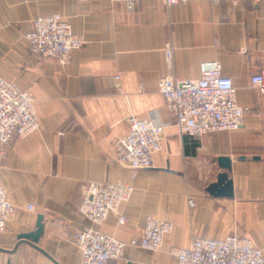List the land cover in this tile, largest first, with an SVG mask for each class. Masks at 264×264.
Here are the masks:
<instances>
[{
    "label": "crops",
    "instance_id": "crops-1",
    "mask_svg": "<svg viewBox=\"0 0 264 264\" xmlns=\"http://www.w3.org/2000/svg\"><path fill=\"white\" fill-rule=\"evenodd\" d=\"M52 14L65 17L85 43L67 66L32 54L25 39L37 17ZM207 61L220 62L237 88L243 126L200 139L182 136L160 86L167 77L198 80ZM262 69L264 0L237 7L143 0L132 10L115 0H0V77L33 95L40 124L39 131L15 138L0 158V176L16 208L0 233V264H80L77 232L93 228L128 242L140 237L148 218L174 226L161 250L128 246L121 260L109 264H179L171 247L232 234L250 239L264 254V97L250 88ZM130 116L166 126L155 167L135 180L116 162ZM219 157L231 159L233 198L206 190L225 171ZM92 181L135 186L122 210L123 225L116 214L98 226L81 215V188ZM30 204L35 212L26 209ZM39 216L45 226L39 241L22 239L37 231Z\"/></svg>",
    "mask_w": 264,
    "mask_h": 264
},
{
    "label": "built area",
    "instance_id": "built-area-1",
    "mask_svg": "<svg viewBox=\"0 0 264 264\" xmlns=\"http://www.w3.org/2000/svg\"><path fill=\"white\" fill-rule=\"evenodd\" d=\"M87 1V0H84ZM132 10L143 0H115ZM246 0H162L166 7L192 2H207L213 6L229 3L239 6ZM32 54L55 59L60 65L71 62L72 53L82 49L84 42L73 34L69 21L60 14L39 16L25 36ZM173 51H166L167 64L172 67ZM198 80L179 81L167 77L159 93L173 112L174 124L180 135L202 138L218 132L239 131L244 122V109L237 99V88L231 78L224 76L218 61L203 62ZM116 90L121 93L120 76L113 77ZM250 88L264 97V69L250 79ZM128 133L117 141L116 162L129 169L133 180L138 172L155 167V156L162 151L166 139L165 124L157 121L128 118ZM40 130L33 95L16 84L0 77V158L15 138H25ZM1 169V167H0ZM136 190L125 183L88 182L82 188L81 215L93 225H102L110 214L118 216L123 225L126 217L122 210ZM191 208L196 207L189 200ZM35 212L36 204L26 207ZM16 208L9 201L0 176V233L5 232ZM173 224L148 218L140 237L121 241L93 228H86L74 236L80 250V264H109L121 260L128 246H137L158 252L165 237L173 231ZM169 254L179 264H264L263 250L241 235L232 234L223 239L193 237L187 248L171 247Z\"/></svg>",
    "mask_w": 264,
    "mask_h": 264
},
{
    "label": "water",
    "instance_id": "water-1",
    "mask_svg": "<svg viewBox=\"0 0 264 264\" xmlns=\"http://www.w3.org/2000/svg\"><path fill=\"white\" fill-rule=\"evenodd\" d=\"M217 164L220 169L225 171L219 173L217 175L216 182L211 183L206 190L213 197L233 198V181L229 178V172L231 171V159L229 157H219L217 159ZM37 227L38 229L36 232L24 234L21 236V238L37 243L40 237L43 235L45 229L42 216H39L38 218Z\"/></svg>",
    "mask_w": 264,
    "mask_h": 264
},
{
    "label": "rangeland",
    "instance_id": "rangeland-1",
    "mask_svg": "<svg viewBox=\"0 0 264 264\" xmlns=\"http://www.w3.org/2000/svg\"><path fill=\"white\" fill-rule=\"evenodd\" d=\"M47 16H49V15H47ZM38 18V17H37ZM26 36V35H25ZM30 51V50H29ZM42 59H45V58H42ZM50 59V58H49ZM55 60V59H54Z\"/></svg>",
    "mask_w": 264,
    "mask_h": 264
}]
</instances>
